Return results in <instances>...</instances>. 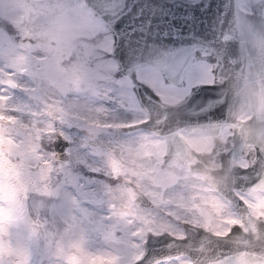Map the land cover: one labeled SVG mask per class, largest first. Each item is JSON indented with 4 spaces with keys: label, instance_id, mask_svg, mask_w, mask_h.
I'll list each match as a JSON object with an SVG mask.
<instances>
[{
    "label": "rangeland",
    "instance_id": "374dc122",
    "mask_svg": "<svg viewBox=\"0 0 264 264\" xmlns=\"http://www.w3.org/2000/svg\"><path fill=\"white\" fill-rule=\"evenodd\" d=\"M20 5L25 14L16 15ZM110 47L108 28L83 0H0V79L16 86L0 89V96L11 97L0 105L6 118L0 145L3 160L13 166L0 163V264H70L71 257L97 256L128 264L137 241L143 246L145 229L181 235L179 220L202 225L201 211L211 214L213 231L227 228L224 219L236 220L227 203L179 161L163 162L159 189L149 160L137 165L139 178L131 185L127 177L112 178L107 161L122 159L129 137L148 131L114 133L104 126L139 118L104 111L113 106L105 101L100 57ZM65 56L83 57L82 67L66 65ZM56 133L68 142L63 160L45 146ZM211 201L227 207L217 215L204 206ZM129 209L135 214L131 224L121 215ZM138 231L142 235L134 237Z\"/></svg>",
    "mask_w": 264,
    "mask_h": 264
},
{
    "label": "snow or ice",
    "instance_id": "6c2138e0",
    "mask_svg": "<svg viewBox=\"0 0 264 264\" xmlns=\"http://www.w3.org/2000/svg\"><path fill=\"white\" fill-rule=\"evenodd\" d=\"M117 7L121 8L120 20H122L123 12L127 10L122 0H95L93 4L94 10H98L102 14V20L105 15H110ZM118 22L110 27V31L114 33L112 50L104 52L100 57L106 65L104 78L108 82L105 88V101L113 106V108H105L104 111L107 115H111L113 110L123 111L130 115L135 113L139 118L132 119L130 122L120 120L104 126L123 132L126 129H139L142 125H149L151 121L153 130L147 133L138 132L134 137H129V143L123 147V158L117 159L113 156L107 161V166L112 173V178L127 177L128 183L131 185L139 178L136 171L137 165L143 167V162L149 160L152 162L150 167L156 165L153 167V175L159 189L164 186L163 181L166 173L163 170V162L167 156L169 144L180 141L184 145V151L187 152L191 145L199 144L209 136L220 132L222 127L227 126L226 123L209 119L224 112L222 107L224 104L220 100V93L217 91V73L223 69V57L218 53V42L214 35L211 43L201 44L197 42L195 31L190 30L191 37H189L179 29H174V34L170 38L171 43L161 45L164 51L160 55L154 56L150 51L145 54L144 49L149 48L145 40L142 46L137 41V46L141 47L139 54L126 58L117 47L119 33L116 24ZM145 24L148 28L152 26L150 19ZM204 24L206 25V21ZM128 31L130 36L136 34L131 28ZM207 31L205 28V32ZM144 35L145 33L141 32V36ZM129 42L131 43V40ZM112 65H115V70L119 73L118 77L113 74ZM15 87L12 80L0 79V89H15ZM143 88L148 89V93L151 95L141 92ZM138 92L141 93L140 96H137ZM126 97L134 99L136 103L130 102ZM9 99H11L10 96H0V105ZM144 100L148 101L146 106L143 104ZM182 101H186L183 108H177L176 111L169 110L175 108ZM148 109H153L156 115H149ZM192 111L203 115L204 121H199L197 126L191 128L173 127L169 123L170 121L174 123L175 120ZM5 119L0 115V121ZM7 119L9 123L12 122L10 117ZM231 127L234 128L236 125ZM67 151L65 149L64 153L67 154ZM3 156V146L0 145V163L11 170L13 166L3 160ZM241 167L247 168V165H241ZM237 195L240 201L252 209L256 215H264V181H261L258 187L251 188L247 194L238 193ZM204 206L211 207L217 215L222 208L227 207L222 202L217 201L205 202ZM121 215L129 224L134 222L135 214L130 209ZM200 215L203 219L202 228L207 230L212 224V216L203 211ZM220 223L232 227L238 226V222L230 218L224 219ZM151 234V231L143 234V245L147 243V235ZM158 234L166 235L163 232ZM141 235L142 233L139 231L133 233L134 237ZM136 248L137 255L133 257V261L134 264H140L145 253L139 241L136 243ZM174 259L176 258L166 256L157 264H172ZM70 264H119V261L104 256L85 257L83 259L71 257ZM224 264H228L227 258H225Z\"/></svg>",
    "mask_w": 264,
    "mask_h": 264
},
{
    "label": "water",
    "instance_id": "95a60500",
    "mask_svg": "<svg viewBox=\"0 0 264 264\" xmlns=\"http://www.w3.org/2000/svg\"><path fill=\"white\" fill-rule=\"evenodd\" d=\"M83 1L108 28L111 34L110 51L114 35L110 31V27L119 21L116 24L119 33L117 47L126 58L139 54L141 47L137 46V41L142 46L145 40L149 45L148 49H144L145 54L150 51L154 56L160 55L164 51L161 45L171 43L170 38L174 34V29H179L191 37L189 31L191 30L192 17L187 0H122L127 9L123 12L122 20H120L121 8L119 7L110 15H105L102 20V14L93 8L95 0ZM263 2L264 0H225L222 20L226 27V33L251 36L254 28L264 29ZM242 3L248 6L249 11L240 6ZM149 19L152 25L150 28L145 24ZM130 28L135 31V35L130 36L128 31ZM141 32H144L145 35L141 36ZM141 92L148 93V89L143 88ZM140 94L138 92L137 96ZM148 95L151 94L148 93ZM185 103L186 101H182L175 108L169 110L176 111L177 108H183ZM143 104L146 106L148 101L144 100ZM148 114L155 116L156 112L153 109H148ZM199 121H204L203 115L192 111L175 120L174 123L172 121L169 123L173 127L191 128L197 126ZM141 129L153 130L152 122L150 121L149 125L140 126L139 129H126L123 132L114 129V133H130ZM67 143V140L59 133H56L51 139L53 154L55 153L54 156L58 160H63L66 157L64 150ZM174 152L181 155L180 160L190 171L200 174L204 181H207L230 203L240 215L243 225L240 223L236 227L229 225L225 231L217 232L210 228L205 230L200 224L181 219L179 220L183 230L181 235L173 234L166 229H161L158 232L145 229L144 234L149 231L152 234L147 235V243L143 245L145 255L140 264H156L166 256L177 257L180 255H185L190 259L187 264H224L225 258H227L228 264H264V218L252 214L234 191V188L249 191L251 188L258 187L260 182L264 181V168L261 171L258 170L259 172H254L253 164L248 165L247 168L232 164L211 167L207 162L197 160L195 157L190 159L191 156L198 157V155L191 148L185 152L184 145L180 141L169 144L164 162ZM227 166H229L228 171H226ZM161 232L166 235H159L158 233ZM128 264H134V261L131 260Z\"/></svg>",
    "mask_w": 264,
    "mask_h": 264
},
{
    "label": "flooded vegetation",
    "instance_id": "af4514ba",
    "mask_svg": "<svg viewBox=\"0 0 264 264\" xmlns=\"http://www.w3.org/2000/svg\"><path fill=\"white\" fill-rule=\"evenodd\" d=\"M187 1L192 17L190 28L197 33V42L211 43L214 35L218 42V53L223 57V69L217 73V91L224 104V112L209 119L227 124L215 135L209 136L199 144L191 145L190 148L198 157L191 156L190 159L195 157L207 162L211 167H220L222 164L239 167L253 164V171L259 172L264 168V29L254 28L251 36L227 34L222 20L225 0ZM240 6L249 11L246 4L242 3ZM262 12L264 13V2ZM232 125L236 127L233 128ZM180 158L181 155L174 152L169 159L182 163ZM228 170L229 166L226 167V171ZM195 174L227 203L235 213L236 221L243 225L240 215L230 203L204 181L200 174ZM234 191L236 195L249 192L239 188H234ZM248 209L257 216L252 209ZM180 257L186 258L184 264L190 260L185 255L175 258Z\"/></svg>",
    "mask_w": 264,
    "mask_h": 264
},
{
    "label": "trees",
    "instance_id": "16d2710c",
    "mask_svg": "<svg viewBox=\"0 0 264 264\" xmlns=\"http://www.w3.org/2000/svg\"><path fill=\"white\" fill-rule=\"evenodd\" d=\"M8 24V23H7ZM9 25V24H8ZM11 27V26H10ZM64 61L66 62L65 64L67 65V63H69V62H71V66L72 67H75V61L77 62V64H78V66L79 67H82V66H80V64H79V62H83V57H81V56H73V58H71L70 56H65L64 57ZM74 63V64H73ZM113 70V74H115L116 73V75L118 76L119 75V73L115 70V68H112ZM72 75H74L73 73H71ZM45 146L47 147V148H50V146H51V142H47V144H45ZM28 250H29V248H28ZM57 261H58V264H62V262H61V259H57ZM63 264H64V262H63Z\"/></svg>",
    "mask_w": 264,
    "mask_h": 264
},
{
    "label": "clouds",
    "instance_id": "9594fccd",
    "mask_svg": "<svg viewBox=\"0 0 264 264\" xmlns=\"http://www.w3.org/2000/svg\"><path fill=\"white\" fill-rule=\"evenodd\" d=\"M25 14V8L23 5H20L18 8H17V12H16V15H23ZM9 26H11V24L9 23ZM55 26V25H54Z\"/></svg>",
    "mask_w": 264,
    "mask_h": 264
}]
</instances>
